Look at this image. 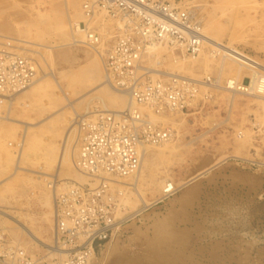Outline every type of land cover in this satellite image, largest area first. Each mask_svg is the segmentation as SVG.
<instances>
[{
  "label": "rangeland",
  "instance_id": "obj_1",
  "mask_svg": "<svg viewBox=\"0 0 264 264\" xmlns=\"http://www.w3.org/2000/svg\"><path fill=\"white\" fill-rule=\"evenodd\" d=\"M82 1L0 0V45L30 48L39 66L36 85L13 97L8 110L6 104L0 109V260L8 263L46 264L61 257L51 250L55 194L62 186L92 183H79L75 175V115L103 106L121 111L112 102L116 94L98 89L106 84L100 56L80 43L67 45L69 28L60 31V24L82 20ZM183 1L211 26L216 40L264 68V0ZM208 50L205 59L180 62L182 69L165 51L163 61L151 63L198 82L208 77L215 87L201 86L183 112L153 118L172 129V138L146 149L140 178L120 181L114 193L119 224L111 240L96 247L91 264H264V147L261 154L255 148L257 135L264 139V99L221 89L227 80L247 84L252 71L235 62L222 70ZM239 159L255 167L241 166ZM168 184L172 193H162Z\"/></svg>",
  "mask_w": 264,
  "mask_h": 264
},
{
  "label": "built area",
  "instance_id": "obj_2",
  "mask_svg": "<svg viewBox=\"0 0 264 264\" xmlns=\"http://www.w3.org/2000/svg\"><path fill=\"white\" fill-rule=\"evenodd\" d=\"M80 10L82 20L71 24V29L82 35L80 44L100 56L104 82L127 100V108L116 111L96 107L75 119L78 145L75 166L92 183L66 185L56 192L55 247L64 254L46 264H91L96 247L110 241L119 224L114 217L117 207L114 193L119 190L120 181L140 171L148 147L161 146L172 138V129L153 118L183 112L201 86L215 87L208 77L198 82L167 74L151 65L164 59L162 55L159 59L150 57L157 50L180 62L185 58L197 59L201 51L208 49L204 46L202 21L189 3L83 0ZM226 54L252 71L254 88L247 89L251 79L247 84L232 80L231 88L227 84L225 91L241 98L261 97L264 68L259 61L238 50H228ZM38 70L29 49L0 45V109L34 84ZM257 138L255 148L261 154L264 139L261 135ZM238 161L241 166L255 167L254 162ZM256 166L261 167L258 163ZM172 190L168 184L163 193ZM0 264L20 262L2 259Z\"/></svg>",
  "mask_w": 264,
  "mask_h": 264
},
{
  "label": "bare ground",
  "instance_id": "obj_3",
  "mask_svg": "<svg viewBox=\"0 0 264 264\" xmlns=\"http://www.w3.org/2000/svg\"><path fill=\"white\" fill-rule=\"evenodd\" d=\"M74 4H71V7L72 8H74ZM198 8V7H197ZM196 12V11H195ZM77 16H78V18H82V14H81V10H79L78 12H77ZM201 21H202V31H203V34H204V37H205V48L207 47L208 48V46H209V48H210V50H208L209 51V55H208V57H210L211 59L214 57V58H218L217 56H219V60H220V62H221V64H220V66H221V68H222V70H223V68H224V66H225V64L227 63V62H232L233 64H234V62L235 63H237L236 61H234L232 58H230V57H228L227 56V54L226 53H228V50H235V49H233V48H231V47H229V46H227V45H223L222 43H220V41H218V40H216L215 38H214V36L212 35V28H211V26H209V25H206V24H204V23H206V21L204 22L203 21V19H200ZM207 20H209V18L207 19ZM211 20V19H210ZM210 23V22H209ZM72 24H78V22L77 21H75V22H73ZM60 25H62L61 26V32H62V29L64 28V29H67V28H69V40H68V43H67V45H71V46H76L77 44H79V43H82L83 42V37H82V35H80L77 31H73L72 29H71V24H69L68 26L67 25H63V24H60ZM59 25V26H60ZM63 27V28H62ZM58 28V27H57ZM56 29V28H55ZM63 29V30H64ZM58 31H59V29H58ZM67 31V30H66ZM65 31V32H66ZM68 32V31H67ZM58 33V32H57ZM60 33V32H59ZM68 34V33H67ZM217 36V35H216ZM61 37V36H60ZM67 37V36H66ZM11 40H13V39H11ZM64 40V42H65V39H63ZM14 41V40H13ZM18 41H20L22 44H24L23 45V47L24 46H27V47H34V48H38V49H42V46H41V48H40V46L39 45H36V44H33L32 42H29V41H25V40H18ZM9 42V41H8ZM20 42H18L20 45H21V43ZM15 43H17V42H15ZM14 43V44H15ZM12 44V43H11ZM66 45V46H67ZM18 46V45H17ZM59 46V45H58ZM81 46V45H80ZM44 47H46V49L48 50V51H50V50H52L54 47L53 46H44ZM62 47V46H61ZM33 48V49H34ZM30 49V48H29ZM32 49V48H31ZM38 49H36L34 52H36ZM43 50V49H42ZM47 51V52H48ZM236 51V50H235ZM33 52V51H32ZM160 52L161 51H155V52H153V54H151L150 55V57L152 58H154V59H158V57L160 58ZM203 52H204V50L203 51H201L200 52V54H199V56H198V59H196L197 61H199L200 59L202 60V59H205V58H207V56H205V54H203ZM206 52H207V50H206ZM38 53V52H37ZM46 53V52H45ZM43 54V53H42ZM214 54V55H213ZM206 55H207V53H206ZM44 57V56H43ZM39 60H40V58L39 57H37ZM93 58V57H92ZM150 58V59H151ZM152 58V59H153ZM209 58V59H210ZM151 59V60H152ZM168 59V58H167ZM172 59V58H171ZM97 60V59H96ZM164 60V59H163ZM162 60V61H163ZM187 60H189V59H181V63H184L185 61H187ZM194 61H195V59H194ZM205 61V60H204ZM207 61V60H206ZM209 61V60H208ZM39 62V61H38ZM180 62H179V65H178V67L180 68V69H182L183 68V65L182 64H180ZM188 62H190V61H188ZM173 63V62H172ZM174 63H177V61L176 62H174ZM173 63V64H174ZM93 64V63H92ZM43 65V64H42ZM170 65H172L171 63H170ZM102 66H103V64H102ZM174 66V65H173ZM241 67V66H240ZM239 67V68H240ZM178 68V69H179ZM220 68V67H219ZM220 68V69H221ZM242 69H243V67H241ZM221 70V71H222ZM225 70V69H224ZM221 74H222V72H220ZM224 73V72H223ZM253 75V74H252ZM51 76V75H50ZM51 77H53V76H51ZM253 78L254 77H252V79H251V81H250V83H249V86L248 85H246V86H248V90L250 89H253L254 88V83H253ZM232 80H227L225 83V85H227L228 84V87H230L231 88V84H232V82H231ZM215 83V82H214ZM34 84L36 85V81L34 82ZM33 84V85H34ZM246 84V83H245ZM32 85V86H33ZM230 85V86H229ZM31 86V87H32ZM98 86H99V88L98 89H100V90H108V91H110L109 93L111 94V92H112V94H116L117 96L116 97H114V101H112L113 102V104H116L117 105V107L119 108V109H121V111H125L126 110V108H127V104H126V102H125V99H124V97L123 96H121V95H119V94H117L109 85L107 86L106 84H104L103 82L102 83H99L98 84ZM232 88H234V87H232ZM262 87H260L259 89H261ZM221 89H223V90H226V86H224V87H221ZM241 89V88H240ZM229 90V89H228ZM262 90H264V88L262 89ZM97 91V90H96ZM101 92V91H100ZM96 93H98V92H96ZM101 94H103V92L101 93ZM110 96V95H109ZM74 97V96H73ZM103 97V96H102ZM104 97H106V96H104ZM254 98H256V99H264V97H259V96H256V95H254L253 96ZM94 98V97H93ZM81 99V98H80ZM82 100V99H81ZM16 102V98H11L7 103H6V106H7V110L10 108V106L12 105V104H14ZM263 102V101H262ZM125 105H126V107H125ZM69 107H71V106H69ZM5 108V107H4ZM1 110H2V108H1ZM11 112V111H10ZM75 114V113H74ZM75 117L76 118H78V117H80V116H78V115H75ZM75 118V119H76ZM5 119V121H9V118H7V116L4 118ZM157 121V120H156ZM58 122V121H57ZM66 137H68V136H66ZM71 137V136H70ZM69 137V138H70ZM66 139L65 141H66V145H65V149H64V151L62 152L65 156V158L64 157H62V158H64L65 159V162H68V160H69V156H70V154H69V152H68V145H69V143H70V139ZM64 142V141H63ZM165 144H167V143H165ZM165 144H163V145H161V146H164ZM161 146H157V147H155V148H158V147H161ZM152 148H154V147H152ZM71 150H72V148H71ZM77 150V149H76ZM76 150H72V157H74V158H76L77 157V152H76ZM172 151V150H171ZM61 152V151H60ZM59 152V153H60ZM63 154H61V155H63ZM61 158V159H62ZM145 156L143 157V160H142V163L145 161ZM63 159V160H64ZM72 162V161H71ZM59 165V164H58ZM71 166V165H70ZM69 166V167H70ZM71 168V167H70ZM72 169H73V167H72ZM141 169H142V164H141V167H140V171L135 175V178H134V181H135V179L136 178H138L139 177V175H140V173H141ZM74 170V169H73ZM58 172H59V170H58ZM72 172H76V171H72ZM72 174V173H71ZM57 175V174H56ZM56 175H54L55 177H56ZM75 175H76V178H77V181L79 182V183H83L84 181H85V178L81 175V174H79V173H75ZM53 176V177H54ZM131 178V177H130ZM140 178V177H139ZM128 179V178H127ZM131 180V179H130ZM123 181V180H122ZM140 181V180H139ZM85 183V182H84ZM123 183V182H122ZM160 183V182H159ZM164 183V182H163ZM167 184V183H166ZM160 184H158V186H159ZM161 186V185H160ZM159 186V187H160ZM125 186H123L122 188H124ZM132 187V186H131ZM122 188H121V190H122ZM126 188V187H125ZM161 188V187H160ZM165 188H167V185H165L164 187H163V189H161L162 190V193L164 192V190H165ZM127 189V188H126ZM133 190H135V188H134V186H133ZM125 191V190H124ZM120 192V191H119ZM123 194V193H122ZM122 194H121V196H122ZM123 197V196H122ZM122 197H121V199H122ZM138 197V196H137ZM139 201L141 202V204H142V206L143 207H146L147 206V204L146 203H144L141 199H139ZM133 203V202H132ZM149 206V205H148ZM147 208V207H146ZM139 211V210H138ZM49 217V216H48ZM129 217H132V216H129ZM7 218H9V217H7ZM12 220V222L13 223H15L16 225H18V226H22L23 224H21L19 221H17L16 219H11ZM23 229H25V228H23ZM51 250L52 251H54V250H56L57 252H55V254H58V255H63L64 253H62V251H60L59 249H56V248H51ZM50 250V251H51ZM48 252H49V250H48ZM51 253V252H50ZM48 254V253H47Z\"/></svg>",
  "mask_w": 264,
  "mask_h": 264
}]
</instances>
